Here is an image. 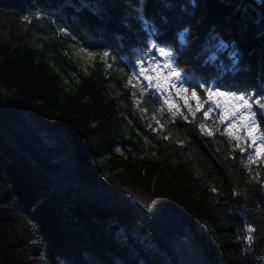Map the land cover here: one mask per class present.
I'll return each mask as SVG.
<instances>
[{
  "label": "trees",
  "instance_id": "1",
  "mask_svg": "<svg viewBox=\"0 0 264 264\" xmlns=\"http://www.w3.org/2000/svg\"><path fill=\"white\" fill-rule=\"evenodd\" d=\"M152 43L264 95V0H0V264H264V159L128 84Z\"/></svg>",
  "mask_w": 264,
  "mask_h": 264
},
{
  "label": "snow or ice",
  "instance_id": "2",
  "mask_svg": "<svg viewBox=\"0 0 264 264\" xmlns=\"http://www.w3.org/2000/svg\"><path fill=\"white\" fill-rule=\"evenodd\" d=\"M151 48L155 49L162 59H158L157 55H149L146 59H138L136 61L135 70L128 79V84L133 88H139L142 93L149 90H155L162 99L160 112L165 109L173 116H180L187 120L184 109L195 115L196 112L203 111L205 119L209 118L212 108L205 109V105L216 104L218 107L220 101L223 100L232 111L228 118L234 115L244 116L245 126L240 134L233 129L228 135L237 142H241V151H247V146L253 148V155L249 157L250 162L264 159V130H261L257 123V111L254 106L264 112V95L257 96L255 93H237L232 91H222L218 87H208L205 84L191 86L184 78V70L174 62V53L163 46L156 43L151 44ZM107 56L108 53H105ZM198 88L203 89L207 95L201 97L198 94ZM247 115H244V114ZM159 124L160 122L157 121ZM202 131H206L204 124L200 125ZM246 131V136L244 135ZM208 135H213L212 131H207ZM255 229L248 228V232L252 233ZM249 241L252 236H247Z\"/></svg>",
  "mask_w": 264,
  "mask_h": 264
},
{
  "label": "rangeland",
  "instance_id": "3",
  "mask_svg": "<svg viewBox=\"0 0 264 264\" xmlns=\"http://www.w3.org/2000/svg\"><path fill=\"white\" fill-rule=\"evenodd\" d=\"M220 105L221 106L218 107L216 104H208L204 107L205 109L208 107L212 108V112L209 114V117L213 114L216 115L221 126L225 128V133L228 134L229 131H232L234 129L237 134H240L241 130L244 129L245 126L244 116L234 115L231 116V118H228L229 113L232 111L231 107H229L223 100L220 101ZM244 115L247 114L245 113ZM244 135L246 136V131H244ZM251 149L253 150V148Z\"/></svg>",
  "mask_w": 264,
  "mask_h": 264
}]
</instances>
